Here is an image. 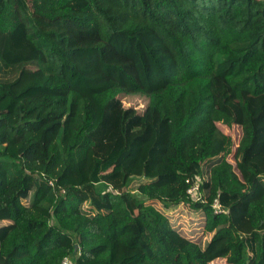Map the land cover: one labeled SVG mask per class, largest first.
I'll list each match as a JSON object with an SVG mask.
<instances>
[{
	"label": "trees",
	"instance_id": "16d2710c",
	"mask_svg": "<svg viewBox=\"0 0 264 264\" xmlns=\"http://www.w3.org/2000/svg\"><path fill=\"white\" fill-rule=\"evenodd\" d=\"M73 256L264 264V0H0V264Z\"/></svg>",
	"mask_w": 264,
	"mask_h": 264
},
{
	"label": "rangeland",
	"instance_id": "374dc122",
	"mask_svg": "<svg viewBox=\"0 0 264 264\" xmlns=\"http://www.w3.org/2000/svg\"><path fill=\"white\" fill-rule=\"evenodd\" d=\"M124 106H130L134 105L136 108H141L145 103H146V97L140 94L136 93H130V94H124L121 97ZM11 102L9 99L5 100L3 104H8ZM212 118L220 124L221 131L224 133V146H225V152H224V158H223V164L225 166L231 165L235 172L241 177V168L239 167V162L241 158V152H240V144L243 140V127L236 125L232 122V120L227 117L224 114H221L219 112H213ZM158 192L157 188L154 187H143L140 189L138 194H145V195H153ZM170 194H168V197L166 198L169 200ZM126 249H128L126 247ZM138 250H135L134 252H137ZM187 251L194 255L196 251L192 248L189 247L187 248ZM132 251H125L122 248L116 246L114 250V261L117 262L124 256H127L131 254ZM74 258L75 256L69 258L68 264H75L74 263ZM2 264H10L8 261L3 260ZM215 264H226L225 260H218L215 262Z\"/></svg>",
	"mask_w": 264,
	"mask_h": 264
},
{
	"label": "built area",
	"instance_id": "2783aa9c",
	"mask_svg": "<svg viewBox=\"0 0 264 264\" xmlns=\"http://www.w3.org/2000/svg\"><path fill=\"white\" fill-rule=\"evenodd\" d=\"M198 181L199 180H195L194 183L187 190V193L191 199H198L199 198ZM212 206L215 209V211H217V212L221 211L220 204L218 203V201L216 199L214 200ZM62 264H68V259L63 260Z\"/></svg>",
	"mask_w": 264,
	"mask_h": 264
},
{
	"label": "water",
	"instance_id": "95a60500",
	"mask_svg": "<svg viewBox=\"0 0 264 264\" xmlns=\"http://www.w3.org/2000/svg\"><path fill=\"white\" fill-rule=\"evenodd\" d=\"M77 249V245L75 244V246H74V250H76Z\"/></svg>",
	"mask_w": 264,
	"mask_h": 264
}]
</instances>
